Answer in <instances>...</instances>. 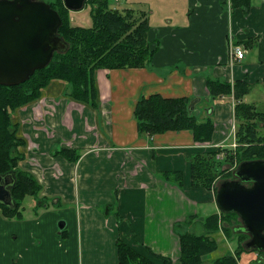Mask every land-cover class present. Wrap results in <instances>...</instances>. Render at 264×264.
Returning a JSON list of instances; mask_svg holds the SVG:
<instances>
[{
	"label": "crops",
	"instance_id": "obj_1",
	"mask_svg": "<svg viewBox=\"0 0 264 264\" xmlns=\"http://www.w3.org/2000/svg\"><path fill=\"white\" fill-rule=\"evenodd\" d=\"M126 1L125 9L148 19L147 38L155 48L151 60L141 68L98 70L99 110L69 100L66 88L56 81L38 102L14 115L19 134L28 140L22 167L43 185L41 204H34L29 213L23 207L22 219H70L76 245L81 246L76 264H118L119 240L147 259L155 253L179 264L177 233L189 232L194 224L202 226L207 216L220 212L215 192L192 187L190 159L205 149L235 145L233 98L209 101L205 81L249 84L250 91L242 99L257 110V102L250 101L256 90H264V0H251L248 13L231 9L230 0ZM230 40L245 52L244 59L232 64ZM250 40L252 46L247 47ZM154 94L186 97L193 111L200 114L203 109L200 123L209 116L214 122L211 141L194 142L190 131L140 133L135 102ZM62 149L76 150L79 160L72 163L56 156ZM169 173H182L180 186L165 180ZM7 220L0 213V223L8 224ZM67 220L64 235L52 223L50 237L59 240L70 234ZM29 235L28 246L17 253L15 264L48 262L46 248L36 245L34 234ZM7 238H2L0 247L4 261ZM216 238L218 247L204 256L203 264L232 254L237 246ZM64 253L69 256L70 250ZM239 255L238 264H264V253L250 250Z\"/></svg>",
	"mask_w": 264,
	"mask_h": 264
},
{
	"label": "trees",
	"instance_id": "obj_2",
	"mask_svg": "<svg viewBox=\"0 0 264 264\" xmlns=\"http://www.w3.org/2000/svg\"><path fill=\"white\" fill-rule=\"evenodd\" d=\"M63 0L49 1L47 4L57 11L62 20L59 36L68 44L63 54L55 53L50 64L35 71L24 83L17 86H0V175L13 172L16 179L11 188L12 209L0 203V213L8 220H21L25 198L39 200L43 185L22 165L27 159L26 139L19 134L20 125L14 122L15 113L38 102L45 89L57 81L65 85L69 100L77 102L91 110H99V90L97 71L100 69L141 68L151 60L155 48L150 47L148 33L150 26L143 15L136 16L131 9H112L109 0H87L89 3L90 27L75 24L72 12L65 8ZM231 9L240 8L248 13L251 0H230ZM252 46V41L245 43ZM205 85L213 100L223 96H232L234 102L235 142L236 147L205 149L192 155L190 176L193 188L213 191L216 194L220 181L233 179L234 169L243 161H264V137L259 135L260 123L264 126V112H259L253 105L243 102L250 91L249 84L235 81L228 82L207 78ZM193 106L186 97L164 98L158 94L141 97L135 102L134 117L140 133L156 135L169 131H190L193 141L204 144L211 141L214 122L211 116L200 123L193 112ZM54 153V152H53ZM68 162L76 163L79 152L62 149L57 151ZM58 154V155H57ZM222 155L221 159L217 156ZM235 165L234 169L232 167ZM167 177V178H166ZM168 182L180 186L182 173H169ZM194 219V218H193ZM205 233L194 235L191 232L177 233L180 245L179 264H203V258L214 252L217 247V234L237 243L232 254L223 255L213 264H238L239 254L245 251L243 243L248 239L241 221L234 213L219 212L204 219ZM64 235V231H61ZM118 264H173L170 258L151 253L147 259L132 247H127L122 240L117 241ZM255 251V250H254ZM257 252V251H256ZM262 255V252H257ZM254 262L251 264H259ZM262 264V263H260Z\"/></svg>",
	"mask_w": 264,
	"mask_h": 264
},
{
	"label": "water",
	"instance_id": "obj_3",
	"mask_svg": "<svg viewBox=\"0 0 264 264\" xmlns=\"http://www.w3.org/2000/svg\"><path fill=\"white\" fill-rule=\"evenodd\" d=\"M87 0H63L70 12L83 9ZM62 20L57 11L40 0H0V86L27 81L35 71L47 67L55 53L68 44L59 36ZM13 172L0 175V203L12 209ZM221 213H234L248 239L245 250L264 252V161L241 162L233 179L222 181L215 194ZM63 229L65 223H59Z\"/></svg>",
	"mask_w": 264,
	"mask_h": 264
},
{
	"label": "rangeland",
	"instance_id": "obj_4",
	"mask_svg": "<svg viewBox=\"0 0 264 264\" xmlns=\"http://www.w3.org/2000/svg\"><path fill=\"white\" fill-rule=\"evenodd\" d=\"M40 1L48 3L49 1H53V0H40ZM109 1H110V8L112 9L115 8V9L121 10L127 4V1L126 2L125 1L116 2L114 0H109ZM89 9H90L89 3H85L82 10L77 11V12H72L71 16L74 19L75 24L82 26V27L91 26V19H90V16L88 15ZM60 84H61L60 85L61 87H65L63 86L65 84L63 83H60ZM262 98H264V90H261L260 93L258 90H256L255 98L253 97L252 100L250 101V103L257 102V106H258L257 111L259 112L262 111L261 109V102H263ZM209 101H212V99ZM207 104L209 105V102ZM213 104H216V102H213ZM200 111L201 113H203V109H200ZM193 112L197 116L198 120L201 119V113L199 114V112H197L196 110H194ZM13 120L14 122H16L17 119L15 116ZM259 125H260L259 135L264 137V126H261V123ZM25 139L27 140V138ZM21 151L26 152L27 150L21 149ZM234 167L235 165L232 167V169H234ZM220 181H223V179L222 178L217 179V184ZM35 200L36 199H32L30 197L25 198L22 209L23 207H25L28 212V211H31L34 204L36 206L38 204L39 205L41 204L40 199L37 200V202ZM202 213L204 214V211ZM48 217L50 218L51 216H46L45 217L46 219H21V220L11 219V220H7L8 224L0 223V237H1L0 247L3 248V245H4V240L2 238H4L5 236L8 237L7 238L8 239V249H7L8 256H7L6 261H4L3 258L0 259V264H15L16 259L18 258L17 253H19L20 250L28 246V242H29L28 237L30 236L29 234L31 233L34 234V236H32L31 238L35 240L36 245L39 242L41 243L42 248H46L47 257L50 259L46 263L45 261L44 262L42 261L38 263L36 262L37 264H60L59 262L61 261L63 262L65 261L66 264H76L75 261H77V257H80L79 248H81V246L79 245V243H77L76 245L75 236H73L74 235L73 224L70 222V219L68 220L67 219H48ZM64 220H67L68 221L67 223L70 222L66 229L67 233H68V230L70 231V234L66 235V237L59 238V240L57 238L53 239L52 237H50L51 236L50 229H51L52 223H54L56 228H58L59 231H57V233H59L60 231H63V229L61 230L59 229V225H60L59 223H62V222L64 223ZM37 224H40L41 226L38 227ZM203 230H204L203 224L202 226L199 224L198 225L194 224L190 229H188V231L193 233L194 235H203L204 234ZM217 237L219 238L223 237V239H225L226 241L231 242L233 246H236V243L234 242L235 239H232V241L227 239L222 232L218 234ZM58 241L60 243V247L57 244ZM84 248L85 247L83 245V249ZM68 249L70 250L69 256L67 255L65 256L64 251Z\"/></svg>",
	"mask_w": 264,
	"mask_h": 264
},
{
	"label": "built area",
	"instance_id": "obj_5",
	"mask_svg": "<svg viewBox=\"0 0 264 264\" xmlns=\"http://www.w3.org/2000/svg\"><path fill=\"white\" fill-rule=\"evenodd\" d=\"M114 1H123V0H114ZM229 50H228V57H229V62L232 64L234 61H240L242 59H244L245 57V52L243 50V48H241L240 46L234 44L232 42V40H230V43H229ZM235 131V128L234 126H232V133H234ZM219 158L221 156H218Z\"/></svg>",
	"mask_w": 264,
	"mask_h": 264
}]
</instances>
